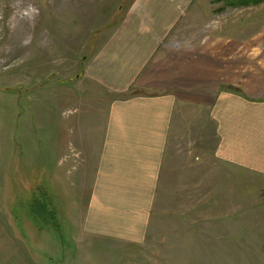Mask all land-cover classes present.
<instances>
[{
	"label": "rangeland",
	"instance_id": "obj_1",
	"mask_svg": "<svg viewBox=\"0 0 264 264\" xmlns=\"http://www.w3.org/2000/svg\"><path fill=\"white\" fill-rule=\"evenodd\" d=\"M159 10L172 14L176 42L212 38L225 44L226 57L241 60L240 72L263 69L264 2L0 0V219L33 242L34 264H264V194L256 205L242 196L240 211L228 210L236 204L217 208L216 196L194 195L192 209L159 219L143 245L92 249L75 225L73 210L86 189L84 157L73 141L101 139L103 115L90 108L108 103L87 77L90 62L124 17ZM56 236L69 239L64 256ZM49 237L48 252L35 249Z\"/></svg>",
	"mask_w": 264,
	"mask_h": 264
},
{
	"label": "crops",
	"instance_id": "obj_2",
	"mask_svg": "<svg viewBox=\"0 0 264 264\" xmlns=\"http://www.w3.org/2000/svg\"><path fill=\"white\" fill-rule=\"evenodd\" d=\"M160 11L124 17L87 71L108 101L90 108L103 115L101 139L73 141L86 189L74 223L92 249L146 244L159 219L192 209L194 195L240 211L242 196L256 205L264 194V66L240 72L241 60L212 38L176 42L172 14ZM56 239L64 256L69 239ZM50 241L35 249L48 252ZM31 244L0 219V264H34Z\"/></svg>",
	"mask_w": 264,
	"mask_h": 264
},
{
	"label": "trees",
	"instance_id": "obj_3",
	"mask_svg": "<svg viewBox=\"0 0 264 264\" xmlns=\"http://www.w3.org/2000/svg\"><path fill=\"white\" fill-rule=\"evenodd\" d=\"M218 1H223V0H218ZM264 2V0H224V3L226 5L230 6H249L251 4H260Z\"/></svg>",
	"mask_w": 264,
	"mask_h": 264
}]
</instances>
